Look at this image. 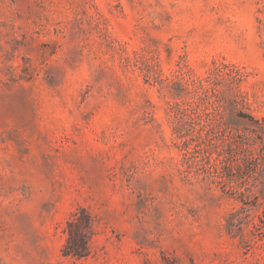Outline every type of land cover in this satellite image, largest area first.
I'll use <instances>...</instances> for the list:
<instances>
[{"label":"rangeland","instance_id":"1","mask_svg":"<svg viewBox=\"0 0 264 264\" xmlns=\"http://www.w3.org/2000/svg\"><path fill=\"white\" fill-rule=\"evenodd\" d=\"M0 264H264V0H0Z\"/></svg>","mask_w":264,"mask_h":264},{"label":"trees","instance_id":"2","mask_svg":"<svg viewBox=\"0 0 264 264\" xmlns=\"http://www.w3.org/2000/svg\"><path fill=\"white\" fill-rule=\"evenodd\" d=\"M82 213V219L79 220L78 213H75L68 222L69 236L63 249L65 257L83 259L90 255L94 221L86 210H82Z\"/></svg>","mask_w":264,"mask_h":264}]
</instances>
